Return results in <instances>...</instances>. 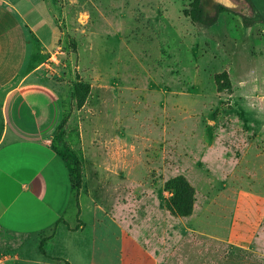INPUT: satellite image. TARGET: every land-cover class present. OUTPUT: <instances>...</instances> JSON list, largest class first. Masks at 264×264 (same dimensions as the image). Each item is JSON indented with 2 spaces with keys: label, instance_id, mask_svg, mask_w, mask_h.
<instances>
[{
  "label": "crops",
  "instance_id": "0c3cea01",
  "mask_svg": "<svg viewBox=\"0 0 264 264\" xmlns=\"http://www.w3.org/2000/svg\"><path fill=\"white\" fill-rule=\"evenodd\" d=\"M61 1L0 0V264H53L55 261L61 264H108L104 262L108 252L115 253L117 264H122L123 251H136L137 247L143 248L151 264L154 261L156 264H264V197L252 196L248 200L242 195L226 196L225 187H217L213 180L206 181L204 188L193 187L191 214L171 215L175 223L172 224L174 234L168 233L170 214L162 194H158L157 210H149L150 226L154 213L157 225L159 223L155 231L152 226L144 233L127 231L113 214L96 206L95 211L92 209L93 240L97 235L103 242L106 235H111L113 248L106 251L93 243L89 246V240L82 232L85 226L78 219L80 193L90 186L99 188L109 184L115 190L122 180L126 185L137 182L132 174L137 162V135L130 121L137 113L138 87L131 80L125 84L118 82L119 63L115 56L110 58L114 60L112 63L106 59L86 58L83 51L94 50L99 54L100 49L85 45L80 49L73 37L74 47L68 48L65 20L78 17L80 23H75L78 24L76 30L82 33L92 15L83 6L80 11L73 12L74 0ZM90 5L97 8L96 4ZM83 15L88 19L80 17ZM92 60L96 61L95 66L90 64ZM77 77L89 84L82 110L91 117L102 103L103 91L111 90L112 111L105 117L112 135L101 146V142L96 144L92 138L86 140V131L80 124L79 138L71 144L72 156L80 161L82 171V186L76 195L70 183V164L56 148L54 138L64 120L68 84ZM64 78L66 82H61ZM168 88L167 84H150L145 89L161 92L160 115L165 125V137L162 141L143 138L142 144V153L144 147L150 152L145 156L147 171L152 172L155 168L164 175L165 165L169 166ZM239 92L233 87L232 97L242 101ZM122 93H125L123 97ZM256 104L264 110V99ZM240 112L239 117L229 122L238 121L239 130L231 131L233 128H230L226 133L214 136L211 131L200 134V150L195 153L200 155L198 162L204 160L205 166L223 160L231 165L236 161L248 164L245 158L249 155L248 150L254 148L260 159L258 168L263 171L264 117L255 128L253 117L245 118ZM152 121L156 124L158 119L155 117ZM94 147L104 148V154L95 151ZM96 155L98 162L94 159ZM99 155L108 161L100 163ZM214 155L218 157L216 162L212 158ZM127 157L132 159L127 161ZM194 171L205 177L210 173L207 168L197 166ZM196 173L193 178L198 177ZM175 175L180 174H171ZM225 178L220 174L218 180ZM165 179H161V185ZM74 197L77 206L71 214L72 223L65 216ZM228 200L233 201L232 211H225ZM110 225L111 232L105 229ZM27 242L32 245V250L25 253ZM158 247L160 260L155 254ZM8 251L14 252L11 258L6 254Z\"/></svg>",
  "mask_w": 264,
  "mask_h": 264
},
{
  "label": "rangeland",
  "instance_id": "374dc122",
  "mask_svg": "<svg viewBox=\"0 0 264 264\" xmlns=\"http://www.w3.org/2000/svg\"><path fill=\"white\" fill-rule=\"evenodd\" d=\"M249 1L256 10V20H245L229 11H217L213 18L204 17L202 13L201 20L196 21L193 19L194 0H74L72 2L73 12L77 9L80 11L81 6L87 7L92 19L85 25L82 33L76 30L78 24L75 23L79 21L78 17L65 20L68 48L74 47L71 38L73 37L80 49L84 45L100 49L99 54L94 50L83 51L86 58H98L101 61L106 59V62L112 63L114 60L110 58L115 56L119 63L118 82L125 84L131 80V83L138 87L139 97L137 113L133 121H130L137 135L135 143L137 162L132 172L137 182L126 185L122 180L115 190L110 188L109 184L99 188L90 186L79 196L78 219L85 226L82 232L88 238L90 247L93 243L100 250L107 251L113 248L111 246L113 244L110 243L111 235H106L103 242L102 237L97 235L93 240L92 235L95 233L92 225L94 218L92 209L95 211L98 206L99 209L110 212L119 219L121 226L127 231L137 230L144 233L151 223L150 208L157 210L160 204L158 194L164 195L165 199L172 195L164 190V182L177 176L171 174H184L189 180L182 176L188 183L197 189L204 188L206 181L213 180L217 187H225L223 190L226 196L242 195L247 199L252 196L264 197V169L261 171L258 168L260 159L255 155L254 148L248 150L249 155L245 158L248 164H239L236 161L231 165L224 160L216 162L218 157L214 155L212 158L216 163L205 166L204 160L198 162L200 155L199 157L195 155L200 150L201 133L204 135L206 131H211L214 136L224 134L230 128H233L231 131H235V128L239 130L238 121L233 124L229 122L239 117L240 111L245 118L253 117L252 126L255 128L257 122L264 117V110L258 108L256 104V101L264 99V0ZM61 2L63 3V0ZM91 3L96 4L97 8H92ZM69 10L72 11L71 8ZM69 10L67 11L70 13ZM80 17L88 19L87 15ZM61 62L63 64L64 60ZM90 64L95 66L96 61L92 60ZM223 73L226 78L222 76ZM216 75L221 76L217 82ZM60 81L66 82L65 78ZM78 82L84 81L78 80L77 77L68 84L64 120L54 138L56 148L63 159L70 164L73 172L76 159L72 156L71 144L79 138L80 124L82 130L86 131V140L92 138L96 140V144L101 142V146L104 145L102 142L112 135L105 117L109 115L108 111H112L111 90L103 91L102 103L97 106L96 114L91 117L82 110L85 101L80 105L76 101L74 88ZM150 84L159 86L167 84L169 87L170 108L166 134L169 166L165 165V175L161 171L156 172L155 168L152 172H148L145 156L150 152L144 147L145 152L142 153L145 138L162 141L165 137L163 132L165 125L160 115L162 95L160 91L156 93L145 90ZM233 87H237L240 91L238 97L242 101L237 100L236 96L232 97ZM124 95L125 93H122V97ZM150 101L154 103L151 104ZM177 104L179 107L176 108ZM173 105L175 107H172ZM155 117L158 119L156 124L152 121ZM94 130L96 133L93 132ZM94 150L99 149L94 147ZM103 150L104 148H101L99 153L104 154ZM102 156H98L99 162L105 164L108 160ZM130 158L127 157V161ZM94 159L96 162L97 155ZM196 166L201 169L207 168L210 173L206 177L204 174L198 175L194 171ZM195 173L197 178H193ZM220 174L226 177L225 180H218ZM121 175L124 176L123 171ZM164 177L166 179L161 185V179ZM77 183L74 173V190L79 192L81 187ZM226 202L229 203L225 204V211H232L233 201ZM76 206L74 197L66 210L65 217L68 222L74 223L71 214ZM171 215L167 228L169 234H174L175 229L172 224L175 223L172 222ZM152 219L151 226L155 231L159 228L156 213L153 214ZM105 229L111 232L112 227L110 225ZM73 241L77 242L76 238ZM81 244L84 242L81 241ZM30 247L32 245L27 242L24 252L28 253V250H32ZM135 249L136 251L131 249L123 251L122 264H151L143 248ZM6 254L11 258L14 252L8 251ZM105 254V263L117 264L115 253ZM155 254L160 260L159 247ZM53 264H61V262L55 261ZM153 264H156L155 261Z\"/></svg>",
  "mask_w": 264,
  "mask_h": 264
},
{
  "label": "trees",
  "instance_id": "16d2710c",
  "mask_svg": "<svg viewBox=\"0 0 264 264\" xmlns=\"http://www.w3.org/2000/svg\"><path fill=\"white\" fill-rule=\"evenodd\" d=\"M193 6H194L193 19L196 21H200L202 8L199 4V0H194ZM218 11L221 12L227 10H225L222 7H219ZM222 76H225L226 78L225 74ZM220 77H221L220 75L215 76L216 82L219 81ZM87 92H89V84L87 82L76 83V86L74 88V93L78 105L82 104L85 101ZM74 166H75L74 172L72 169L70 171V183L73 190L75 189L74 173L78 181L77 185L80 187L82 186V171H81L80 161L75 160ZM164 190L172 194L170 198L164 200V205L170 214L180 217L191 214L193 209V201H194V188L188 183V181L185 179L184 176L177 175L175 177L167 179L164 182ZM74 192L77 195L78 192L75 190Z\"/></svg>",
  "mask_w": 264,
  "mask_h": 264
},
{
  "label": "water",
  "instance_id": "95a60500",
  "mask_svg": "<svg viewBox=\"0 0 264 264\" xmlns=\"http://www.w3.org/2000/svg\"><path fill=\"white\" fill-rule=\"evenodd\" d=\"M204 17L213 18L218 8L232 12L245 20H256V10L249 0H199Z\"/></svg>",
  "mask_w": 264,
  "mask_h": 264
}]
</instances>
